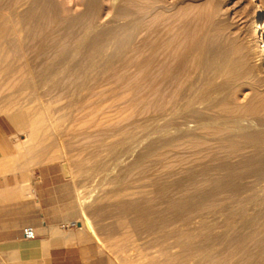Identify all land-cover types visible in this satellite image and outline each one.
Segmentation results:
<instances>
[{
  "label": "rangeland",
  "instance_id": "obj_1",
  "mask_svg": "<svg viewBox=\"0 0 264 264\" xmlns=\"http://www.w3.org/2000/svg\"><path fill=\"white\" fill-rule=\"evenodd\" d=\"M78 1L0 0L8 171L112 264H264V0H161L148 68L127 0Z\"/></svg>",
  "mask_w": 264,
  "mask_h": 264
},
{
  "label": "crops",
  "instance_id": "obj_2",
  "mask_svg": "<svg viewBox=\"0 0 264 264\" xmlns=\"http://www.w3.org/2000/svg\"><path fill=\"white\" fill-rule=\"evenodd\" d=\"M6 137L0 126V264H112L78 229L66 228L70 215L47 179L8 171ZM25 227L34 238H23Z\"/></svg>",
  "mask_w": 264,
  "mask_h": 264
},
{
  "label": "bare ground",
  "instance_id": "obj_3",
  "mask_svg": "<svg viewBox=\"0 0 264 264\" xmlns=\"http://www.w3.org/2000/svg\"><path fill=\"white\" fill-rule=\"evenodd\" d=\"M45 2H50V0H35V2H34L35 7L38 9V13L41 14V15H42V13L44 11H46V10H44V3ZM127 2H128V4L126 6L122 7V9H121L122 11L121 12L126 14L127 17H128V23L127 24H128V26L130 28V38H131V41H132L131 51H132V55H133L134 62H135L134 64L136 66H138V67L140 66V68L141 67H147L148 68V66H152L153 67V65L155 64L154 63L155 62L154 56L155 55L158 56L159 54L156 53V51L154 50V47H152L150 45V43L148 42V39H149V36H150L149 29L151 28L150 26L156 24L154 29L157 30V33L161 35L160 30H159L160 29V23L157 24L156 20L159 18L160 11L165 6L162 4L161 0H127ZM76 5L77 6L79 5V6H82V7H87L86 2L84 3V2H82L80 0L77 2ZM81 12L83 13V11H81ZM255 18H256V20H255L254 24L252 25V31L251 32H253V35L257 36V49H258V51H261V54L264 57V21H263L262 15H261L259 10L256 11ZM74 19L75 18L72 19L73 21L71 23H74ZM69 20H70V18H69ZM81 29H79V31L77 33H80V34L84 35L85 34L84 31L81 30ZM79 37H81V36H79ZM205 112H207V111H205ZM180 113H178V114L180 115ZM185 114H187V113H185ZM187 115H189V114H187ZM225 115H224V117H225ZM216 116H217V114H216ZM221 117H222V120H223V116H221ZM193 118H195V115L193 116ZM191 119H192V117H190V120ZM185 120H186V118H185ZM222 120H220V121H222ZM220 121H219V123H220ZM260 121H261V119L259 117L258 118L259 127H260V124H259ZM188 122H190V121H188ZM186 127H184V128H176V132L181 134V135L188 134V132H190L189 129L191 127L190 128H188V127L186 128ZM241 127H243V126H241ZM259 129H261V128H259ZM248 131H250V130H248ZM193 132H195V131L193 130ZM84 223L87 226V228L90 230L91 228H90V225L88 224V220L87 221L85 220ZM81 226H82V224H81ZM78 229H81V228H78Z\"/></svg>",
  "mask_w": 264,
  "mask_h": 264
},
{
  "label": "built area",
  "instance_id": "obj_4",
  "mask_svg": "<svg viewBox=\"0 0 264 264\" xmlns=\"http://www.w3.org/2000/svg\"><path fill=\"white\" fill-rule=\"evenodd\" d=\"M22 234L24 239H32L34 238V231L32 227H25L22 229Z\"/></svg>",
  "mask_w": 264,
  "mask_h": 264
}]
</instances>
